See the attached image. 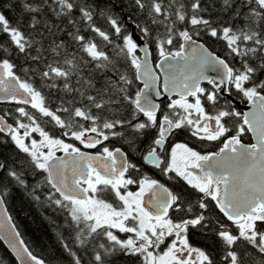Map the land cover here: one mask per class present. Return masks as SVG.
<instances>
[{
	"label": "snow or ice",
	"instance_id": "snow-or-ice-1",
	"mask_svg": "<svg viewBox=\"0 0 264 264\" xmlns=\"http://www.w3.org/2000/svg\"><path fill=\"white\" fill-rule=\"evenodd\" d=\"M0 241V264H264V0H0Z\"/></svg>",
	"mask_w": 264,
	"mask_h": 264
},
{
	"label": "trees",
	"instance_id": "trees-1",
	"mask_svg": "<svg viewBox=\"0 0 264 264\" xmlns=\"http://www.w3.org/2000/svg\"><path fill=\"white\" fill-rule=\"evenodd\" d=\"M12 211L14 220L21 232L22 238L31 246L37 255L48 257L50 250L54 247L55 241L53 239V230L41 218L35 210L30 211L29 215L25 217L19 213L18 209H10ZM49 213L45 210V215ZM5 252V247L0 242V255Z\"/></svg>",
	"mask_w": 264,
	"mask_h": 264
},
{
	"label": "water",
	"instance_id": "water-1",
	"mask_svg": "<svg viewBox=\"0 0 264 264\" xmlns=\"http://www.w3.org/2000/svg\"><path fill=\"white\" fill-rule=\"evenodd\" d=\"M237 103V102H236ZM239 105V104H238ZM239 107L241 108V110L242 111H247L248 110V106H247V104L246 105H244V106H240L239 105ZM2 244H3V241H0ZM4 246V245H3Z\"/></svg>",
	"mask_w": 264,
	"mask_h": 264
},
{
	"label": "flooded vegetation",
	"instance_id": "flooded-vegetation-1",
	"mask_svg": "<svg viewBox=\"0 0 264 264\" xmlns=\"http://www.w3.org/2000/svg\"><path fill=\"white\" fill-rule=\"evenodd\" d=\"M236 104H237V107L239 108L240 111H242V110H241V108L239 107V105H240V106H244V105H246V104H240L238 101H237ZM238 104H239V105H238Z\"/></svg>",
	"mask_w": 264,
	"mask_h": 264
}]
</instances>
